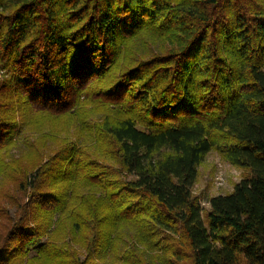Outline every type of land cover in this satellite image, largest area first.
<instances>
[{"label": "trees", "instance_id": "16d2710c", "mask_svg": "<svg viewBox=\"0 0 264 264\" xmlns=\"http://www.w3.org/2000/svg\"><path fill=\"white\" fill-rule=\"evenodd\" d=\"M262 2L0 0V69L12 75L29 110L71 112L109 77L126 42L141 34L163 50L96 91L127 114L102 129L118 143L121 166L133 178L81 164L83 152L64 140L50 158L61 163L59 178L46 180L41 163L19 180V191L31 192L26 204L10 198L17 216L6 213L12 228L0 264L30 250L39 264H99L91 256L103 251L113 260L126 227L144 250L169 253L178 264H264ZM77 124L82 130L83 120ZM17 131L0 117V146ZM213 147L250 174L214 195L204 219L191 187ZM4 165L10 170L16 163Z\"/></svg>", "mask_w": 264, "mask_h": 264}, {"label": "rangeland", "instance_id": "374dc122", "mask_svg": "<svg viewBox=\"0 0 264 264\" xmlns=\"http://www.w3.org/2000/svg\"><path fill=\"white\" fill-rule=\"evenodd\" d=\"M155 51H163L161 43L146 33L126 42L120 55L121 59L109 77L93 85L95 93L92 96L90 93L89 99L83 100L80 105L65 114L51 115L29 110L27 104H24L23 96L12 83V75L6 70L0 69V86H3V89H0V117L13 121L18 129L9 143L0 146V205L3 204L0 213V246L7 244L8 240H4V237L11 232L12 228V222L6 218V213L8 218L14 219L17 216V214L15 215V204H10V198L26 204L31 192L29 188L26 192L19 191L16 187L19 180L24 177L23 174L27 175L41 163H44L43 167L47 168L46 180L52 182L57 177L59 178L60 173H56L55 169L61 163L58 162V159L53 161L50 158L55 156L64 140L70 138L74 142L73 144L83 152L82 156L77 157L81 164L91 165L93 163L101 167V171L111 172L112 178L117 176L122 181L133 178L131 174H126L121 166L117 150L118 143H115L112 136L102 129L105 123L111 124L115 120L124 118L127 114L120 109V106L100 99L96 91L109 87V84L118 77V73H123V69L133 65L137 60L148 59ZM82 115L85 116L81 118ZM80 119L84 123L82 130H79L80 126L77 124ZM67 128H69L68 135L63 130H67ZM38 148L41 151L39 154ZM8 162L9 164L16 163L15 168L5 169L8 166L4 163L8 164ZM64 163H66L65 166L68 165V161ZM3 167L4 169H2ZM89 169L92 172L91 168ZM197 169V177L191 187V194L197 199L204 219L209 209V201L214 195L227 194L232 191L234 185L242 177L250 174L249 169L229 163L216 147L206 153ZM4 214L5 216H3ZM57 232L59 233V231ZM135 239V232L131 227L128 229L126 227L123 239L119 243L120 250L117 251L113 260L110 254L104 251L100 255L93 254L91 258L99 264H135L134 262L138 258L143 260V264H178L179 261L169 253L156 251V249L144 250V246L137 243ZM168 243L162 241L161 244ZM71 244L79 250L80 257L83 259L85 257L84 249H81V246L75 241ZM179 250L181 254H184V249ZM129 251L134 256H130L126 261L123 260L122 254ZM33 255L34 251L30 250L27 257L12 260L13 262L10 264H27V260L34 259ZM32 262L39 264V260L34 259Z\"/></svg>", "mask_w": 264, "mask_h": 264}]
</instances>
